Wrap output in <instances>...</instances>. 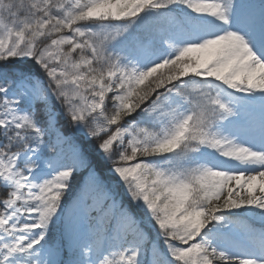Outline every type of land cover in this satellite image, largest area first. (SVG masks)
<instances>
[{"label":"snow or ice","instance_id":"1","mask_svg":"<svg viewBox=\"0 0 264 264\" xmlns=\"http://www.w3.org/2000/svg\"><path fill=\"white\" fill-rule=\"evenodd\" d=\"M0 264H264V0H0Z\"/></svg>","mask_w":264,"mask_h":264},{"label":"trees","instance_id":"2","mask_svg":"<svg viewBox=\"0 0 264 264\" xmlns=\"http://www.w3.org/2000/svg\"><path fill=\"white\" fill-rule=\"evenodd\" d=\"M94 162L96 163L98 171H100L102 175L105 174L107 170V165L103 164L97 158H94Z\"/></svg>","mask_w":264,"mask_h":264}]
</instances>
